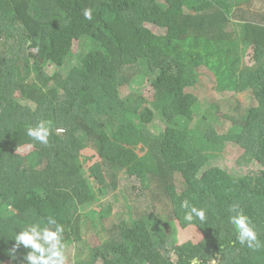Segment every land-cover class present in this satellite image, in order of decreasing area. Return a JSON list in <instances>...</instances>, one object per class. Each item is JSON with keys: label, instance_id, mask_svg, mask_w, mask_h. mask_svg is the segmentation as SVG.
Listing matches in <instances>:
<instances>
[{"label": "trees", "instance_id": "16d2710c", "mask_svg": "<svg viewBox=\"0 0 264 264\" xmlns=\"http://www.w3.org/2000/svg\"><path fill=\"white\" fill-rule=\"evenodd\" d=\"M254 2L0 0V264H26L23 246L9 255L12 238L50 216L64 227L65 250L76 248L74 264H264V247L240 244L229 223L238 204L264 242V9ZM202 76L225 102L209 97L200 115ZM137 81L150 83L152 99L124 96ZM217 112L226 132L192 127ZM157 116L160 132L149 127ZM41 120L47 145L27 135ZM124 134L146 147L138 160ZM211 142L236 143L261 172L206 168ZM86 149L100 158L94 175ZM106 190L128 209L103 202L96 213ZM184 200L206 220L185 221ZM177 220L203 239L177 244Z\"/></svg>", "mask_w": 264, "mask_h": 264}, {"label": "rangeland", "instance_id": "374dc122", "mask_svg": "<svg viewBox=\"0 0 264 264\" xmlns=\"http://www.w3.org/2000/svg\"><path fill=\"white\" fill-rule=\"evenodd\" d=\"M256 4L257 9H264V0H256L254 2ZM153 30L156 33H165V30L160 29L157 26H153ZM88 46H92L90 41H88ZM79 48V41H75L74 44V51H76ZM252 58L251 56L247 57V63H251ZM48 69L50 71H53V67L49 66ZM203 82L206 85V90L203 91L201 88L198 90V94L200 98L202 99V108L200 109V115H203V113H210L207 112L206 110L209 109L210 105V98H213L215 100H218L220 103H224L225 100L222 99V96L217 92L216 90V84L211 81V79H207V77L202 76ZM131 92H138L141 93L142 95L146 96L147 99H152L153 98V93L154 90L152 89L151 85L149 82H143L141 83L140 81H137V83H134L130 86L124 87L122 90V93L124 96L129 95ZM210 97V98H209ZM209 98V99H208ZM238 99H241L242 102L246 104H251L252 100L250 98L246 97V94H239L237 96ZM234 100V99H233ZM201 117V116H200ZM203 117V116H202ZM209 123L212 125L217 133H224L226 132L231 123L229 120L226 118H222L219 113L214 115L213 119L207 121L203 125L202 123H199V121H195L192 123V127H200V128H205L206 125ZM150 129L154 132H160L165 128L164 122L161 120L159 116L154 119L152 123L149 125ZM125 140H127L126 143L130 144L131 147H133V151L135 152V158L139 159L140 156L144 155L146 153V147H144L141 143L132 140L130 136H126L124 134ZM32 150L31 146H24L22 148V152L24 154L29 153ZM205 153L209 156V162L206 166V168L213 166V165H218L223 167L224 169H227L230 171L233 175H243L247 173H252V174H258L261 172L262 167L260 166L259 163L253 162L249 159H247L243 155V150L242 148L237 145L234 142H226V143H217V142H211L210 144L205 145L204 147ZM83 161L85 163V168L86 172H90L92 175L95 173L94 167L98 165V162H100L99 156L96 155V152L92 149H86L84 151V154L82 156ZM137 159V160H138ZM103 188L106 186V181H103ZM133 185L135 184L136 187L138 188L140 186L139 183H136V181H133ZM136 190V189H135ZM117 192V191H116ZM116 192L106 190V193L101 197L99 202L93 207L96 209V213L100 210L101 207H103L102 203H112L114 208L113 210L119 209L120 206H125L128 209V204L125 203L122 199H119L117 196ZM97 232L99 236L103 239V230L102 226L99 223L97 219ZM173 227L177 228L178 235H177V244L183 243L185 241L191 240L193 242H199L200 240L203 239V232L198 229L196 226H188L187 228H183L180 226L179 221H174ZM65 255H66V264H74L76 262L77 258V251L74 245H67L66 250H65Z\"/></svg>", "mask_w": 264, "mask_h": 264}, {"label": "clouds", "instance_id": "9594fccd", "mask_svg": "<svg viewBox=\"0 0 264 264\" xmlns=\"http://www.w3.org/2000/svg\"><path fill=\"white\" fill-rule=\"evenodd\" d=\"M82 14L87 20L93 19L91 8L83 9ZM50 134L49 122L45 120L39 121L34 127L27 128V135L44 145L49 143ZM181 207L185 210V221L204 222L206 220L205 209L190 204L188 200H184ZM229 212L231 213L229 223L236 231L238 242L242 245L246 244L253 250L264 247V242L259 240L252 220L244 214L240 206L234 203L229 208ZM12 239L15 244L9 250V255L13 258L23 246L28 249L24 256L26 264H66L64 227L54 217H48L47 223L43 225L41 223L30 224L17 232ZM190 264H199L198 258H193Z\"/></svg>", "mask_w": 264, "mask_h": 264}]
</instances>
